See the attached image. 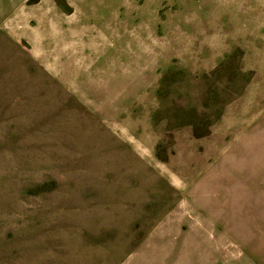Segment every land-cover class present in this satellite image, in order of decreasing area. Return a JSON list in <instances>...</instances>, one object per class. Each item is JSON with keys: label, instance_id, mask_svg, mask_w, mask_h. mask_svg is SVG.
<instances>
[{"label": "rangeland", "instance_id": "1", "mask_svg": "<svg viewBox=\"0 0 264 264\" xmlns=\"http://www.w3.org/2000/svg\"><path fill=\"white\" fill-rule=\"evenodd\" d=\"M0 264H264V0H0Z\"/></svg>", "mask_w": 264, "mask_h": 264}]
</instances>
